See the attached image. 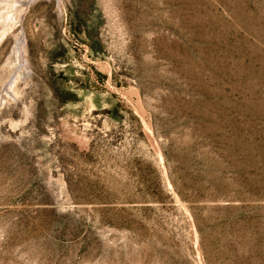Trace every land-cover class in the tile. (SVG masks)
I'll return each instance as SVG.
<instances>
[{
	"label": "rangeland",
	"instance_id": "374dc122",
	"mask_svg": "<svg viewBox=\"0 0 264 264\" xmlns=\"http://www.w3.org/2000/svg\"><path fill=\"white\" fill-rule=\"evenodd\" d=\"M0 264H264V0H0Z\"/></svg>",
	"mask_w": 264,
	"mask_h": 264
},
{
	"label": "bare ground",
	"instance_id": "6f19581e",
	"mask_svg": "<svg viewBox=\"0 0 264 264\" xmlns=\"http://www.w3.org/2000/svg\"><path fill=\"white\" fill-rule=\"evenodd\" d=\"M21 3V2H20ZM17 10H18V8H14L13 9V11L10 13V20L11 21H9V23L4 27V29H11L14 25H15V21L14 20H16V22H19L20 21V19H21V15H22V13H23V11L21 10V11H19L18 12V16H17V18H15V12H17ZM14 22H13V21ZM3 29V30H4ZM22 41V40H21ZM20 43H22V42H20V37L16 40V44H15V47H14V49H13V51H12V53H11V56L9 57V59L11 60V59H13V58H16L18 61H20L22 64L25 62V60H24V55H23V48H22V46H21V44ZM16 55H17V57H16ZM9 60V61H10ZM6 61H8V60H6ZM17 61V62H18ZM13 62V61H12ZM16 62V63H17ZM19 62V63H20ZM8 63V62H7ZM12 64V63H11ZM14 64V63H13ZM18 67L20 66V65H17ZM20 69V68H19ZM22 71V70H21ZM19 72V71H18ZM14 78H16V75H15V77Z\"/></svg>",
	"mask_w": 264,
	"mask_h": 264
}]
</instances>
